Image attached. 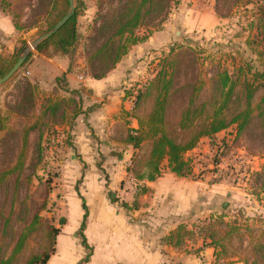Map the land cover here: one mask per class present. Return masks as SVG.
Masks as SVG:
<instances>
[{
    "label": "rangeland",
    "instance_id": "1",
    "mask_svg": "<svg viewBox=\"0 0 264 264\" xmlns=\"http://www.w3.org/2000/svg\"><path fill=\"white\" fill-rule=\"evenodd\" d=\"M38 2V0H7L10 7L3 11L12 20L14 18L21 27L19 33L21 38H25V45L43 36L44 34L40 35L39 32L47 29L44 19L37 17L40 15ZM178 2L177 8L171 10L159 29L169 31L170 42L167 47L144 54L140 65L131 63L132 67H139L138 82L135 85L144 84L152 78L154 66L157 64L155 59H159L160 54L167 53L171 47L190 46L200 51L199 62L203 63L208 73L215 69L216 60L220 55L227 59L230 56L238 64L253 61L250 65L264 70V42H259L261 37L259 33L263 35L264 28H261V32H251L249 46L246 39L249 35L248 25L256 23L258 14L264 13V0H255L252 5L246 6L244 3L236 5V0H178ZM95 3L96 0H77L79 8L77 31L80 35V43L71 57L77 53L78 58L79 56L84 58L86 38L97 10ZM227 65H230V60L227 61ZM22 73L18 72L13 80L0 86V117H4L5 111L17 104L19 100L17 86L24 87L30 76V73H25L24 76ZM211 74L206 75L205 79L210 78ZM258 95H264V90ZM63 97L74 101L78 98ZM38 107L39 103L34 119L39 116ZM70 108L69 111L74 110L72 104ZM24 117L17 115L13 120L14 133L0 138V172L14 166L13 176L20 175V187L15 200L11 198L12 183L1 186L2 190L8 192L0 196V262H5L11 256V261L7 264H25L31 255H39L47 247L46 234L35 236V233L31 232L28 233V240L23 243L19 253L12 257L13 244L10 242L13 235L17 237L23 228L26 229L31 222L29 214L38 213L43 201L48 203L45 204L44 211L40 212L43 219L40 223L43 226H57V203L63 200H80L79 195L84 199V193L80 191L84 184L109 185L113 180L104 169L106 158L103 154H95V156L91 154L93 159L90 157L88 160L89 157L83 159V154L79 151L71 150L74 139H70L69 121L62 124L60 119L56 121L57 124L51 128V131L40 127L41 129L31 132L25 144V152H21L25 158L18 168L16 160L22 145V139H19V126L25 121ZM125 132L121 135L122 139ZM114 139L120 140L116 137ZM92 140L97 142L96 139ZM141 154L142 152H138L137 155ZM186 158L193 167V177L188 179L205 183L207 189L216 191V193L208 192L207 200L191 210L190 217L202 214L195 222L192 223L191 220L190 230H184V238L188 246L193 243L196 245L200 231L206 237L212 235L214 241L219 243L218 246L211 244L212 246L209 247L212 249V255L209 256L207 264H264L262 258L264 257V248L262 249L264 246V117H258L255 112L249 128L239 137L228 129L216 135L213 141L201 140L192 151L187 153ZM126 178L125 176V180L121 182L123 189L119 191L118 188L114 192L118 204L123 202L124 196L119 194L124 195ZM94 190L96 192H92L93 194H99L97 188ZM105 194L109 199L110 192L106 190ZM215 194L219 199L213 200ZM26 196L29 197L27 201H25ZM25 210L26 214L29 213L26 217L23 216ZM18 211L21 215H17ZM44 217L50 222L44 220Z\"/></svg>",
    "mask_w": 264,
    "mask_h": 264
},
{
    "label": "trees",
    "instance_id": "2",
    "mask_svg": "<svg viewBox=\"0 0 264 264\" xmlns=\"http://www.w3.org/2000/svg\"><path fill=\"white\" fill-rule=\"evenodd\" d=\"M38 1L40 15L37 17H42L47 24V29L39 32L43 35L68 12V0ZM254 1L236 0L235 4L244 3L246 6L252 5ZM95 5L97 8L95 18L89 27L87 45L84 46V73L93 80H101L115 68L132 46L146 41L152 33L159 31L162 23L171 10L177 8L179 2L178 0H96ZM74 6L73 17L49 39L41 42L34 52L46 57L72 55L80 43V35L77 31L79 16L77 0H74ZM9 7L7 0H0L1 12L8 10ZM215 11L217 13L216 7ZM12 22L16 32L19 33L21 27L14 18ZM261 28H264L263 12L258 14L256 23L248 25L249 35L246 38L248 46L252 38L251 32H261ZM259 35L261 36L259 42H264V34L259 33ZM24 45L25 41L20 42L12 58L0 57V78L14 65L18 52ZM196 50L190 46L171 47L167 53L162 52L159 59H155L157 64L154 66L152 78L144 84L133 85L126 91L125 96L132 101V109L130 113L124 114L136 121L137 128H127L124 138L119 141L135 151L142 152L140 156L134 154L130 167H126L127 175L131 174L133 177V186L139 187L143 181L152 182L164 171L180 178L193 177V167L186 155L201 140L213 141L216 135L228 129L239 137L249 128L255 112L258 117H264V95H258L264 90V70L250 65L253 61L238 64L230 56L227 59L220 55L211 74L203 67V63L199 62L201 52ZM228 60L230 65H227ZM24 65L18 72L22 71ZM16 74L10 80H13ZM209 74H211L210 78L206 80L205 77ZM58 81L64 83V76ZM17 90L19 98L17 104L5 111L4 117H0V138L14 133L13 120L17 115L25 116V121L19 126V139H22V145L16 161L20 168L25 158L21 152H25V144L31 132L41 128L51 131L58 119L63 124L71 118L68 124L70 131L77 116L78 103L74 99L46 98L45 95L41 97L38 86L28 80L24 87L17 86ZM257 96L259 98H256ZM37 103H39V116L34 119ZM71 104L74 108L72 112L69 111ZM13 168L14 166L0 172V196L8 192L2 190L1 186H7L11 182L13 186L11 198L15 200L20 187V175L13 176L15 173ZM28 198L26 196L25 201ZM47 203L45 201L41 203L38 213H28L31 217L29 225L26 229H22L19 236L13 235L14 237L10 239L13 244L12 257H14L21 250L23 243L28 240V233L34 232L35 236L46 234L47 247L41 254L31 255L25 264H45L53 253L54 240L59 229L53 225L43 226L40 223L43 220L40 212L44 211ZM133 205H136L135 202ZM121 206L127 208L124 203ZM28 214L25 210L23 216L26 217ZM17 215L21 213L18 211ZM44 220L47 219L44 217ZM63 222L59 220L58 225ZM83 229L84 222L81 224L79 237L82 245L86 247ZM199 232L197 236L204 247H211V244L218 246L219 243L214 241L212 235L206 237ZM10 261L11 256L0 264H7Z\"/></svg>",
    "mask_w": 264,
    "mask_h": 264
},
{
    "label": "crops",
    "instance_id": "3",
    "mask_svg": "<svg viewBox=\"0 0 264 264\" xmlns=\"http://www.w3.org/2000/svg\"><path fill=\"white\" fill-rule=\"evenodd\" d=\"M20 34L12 19L0 11V57H13L25 40ZM168 35L169 31L162 29L131 47L101 80H93L84 73V58H78L77 53L73 57H46L33 52L24 65L22 76L30 73L27 80L38 86L41 97H78L79 112L69 131L70 139H74L71 150L79 151L88 160L95 154H103L104 169L117 180L109 185L84 184L80 189L84 199L77 194L80 200L57 203L56 218L64 222L61 225L57 222L59 232L45 264H207L212 255V249L204 247L200 239L196 245L188 246L184 238V230L191 229V220L195 222L202 214L190 217L191 210L207 200L208 192L216 193L207 189L205 183L164 171L152 182L143 181L139 187H130V191L125 187L124 195L119 196H124L122 203L127 205L126 209L115 200L114 192L123 189L126 167L132 156L138 154L114 139H121L127 128H137L136 121L124 114L132 109L126 91L138 82L139 67H132L131 63L140 65L144 54L167 47ZM62 76L64 83L58 81ZM95 188L99 194L92 193ZM106 190L110 192L109 199ZM217 198L213 195V200ZM83 222L86 247L79 237Z\"/></svg>",
    "mask_w": 264,
    "mask_h": 264
},
{
    "label": "water",
    "instance_id": "4",
    "mask_svg": "<svg viewBox=\"0 0 264 264\" xmlns=\"http://www.w3.org/2000/svg\"><path fill=\"white\" fill-rule=\"evenodd\" d=\"M68 12L64 15V17L56 23L49 32L35 40L33 43L28 45H24L16 59V62L11 67V69L0 78V86L8 82L24 65L26 59L30 56L32 52L35 51L36 47L43 41L49 39L52 35H54L62 26H64L71 17H73L75 13L74 0H68ZM222 209H225V206H222Z\"/></svg>",
    "mask_w": 264,
    "mask_h": 264
},
{
    "label": "built area",
    "instance_id": "5",
    "mask_svg": "<svg viewBox=\"0 0 264 264\" xmlns=\"http://www.w3.org/2000/svg\"><path fill=\"white\" fill-rule=\"evenodd\" d=\"M127 167H130V164H128ZM126 188H130L133 186V177L131 174L127 175L126 181H125Z\"/></svg>",
    "mask_w": 264,
    "mask_h": 264
}]
</instances>
